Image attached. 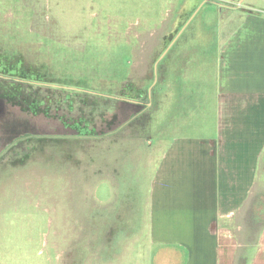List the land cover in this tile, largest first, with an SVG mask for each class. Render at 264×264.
Returning <instances> with one entry per match:
<instances>
[{
	"label": "rangeland",
	"instance_id": "374dc122",
	"mask_svg": "<svg viewBox=\"0 0 264 264\" xmlns=\"http://www.w3.org/2000/svg\"><path fill=\"white\" fill-rule=\"evenodd\" d=\"M216 3L221 17L244 11L228 0H0V264H116L122 243L142 244V226L113 232L115 183L138 182L142 202L152 168L131 144L138 127L121 140L111 104L92 92L144 115L164 65L211 66L216 43L202 35L220 28ZM34 127L71 136L14 141Z\"/></svg>",
	"mask_w": 264,
	"mask_h": 264
},
{
	"label": "crops",
	"instance_id": "0c3cea01",
	"mask_svg": "<svg viewBox=\"0 0 264 264\" xmlns=\"http://www.w3.org/2000/svg\"><path fill=\"white\" fill-rule=\"evenodd\" d=\"M228 1L244 11L221 17L216 3L220 28L202 35L216 43L211 66L164 65L145 121L130 124L152 170L142 202L138 182L116 177L113 232L144 229L116 264H264V209L249 207L264 199V2Z\"/></svg>",
	"mask_w": 264,
	"mask_h": 264
},
{
	"label": "trees",
	"instance_id": "16d2710c",
	"mask_svg": "<svg viewBox=\"0 0 264 264\" xmlns=\"http://www.w3.org/2000/svg\"><path fill=\"white\" fill-rule=\"evenodd\" d=\"M83 89V88H82ZM75 90V89H74ZM83 91H90V90H84ZM92 94L97 95L99 99H103L104 101H106L107 103H110V108L108 109V112L110 113V115L112 114V121H115V124L112 125H116V127L114 128V131H116L117 129L125 126L128 123H139L141 121H145V119H143L144 117H146V113L144 115H140L141 112L138 111H130L128 113H123V108L124 106H138V105H132L131 103H127L124 102L121 98H118L116 96L113 95H105V94H100L99 92H95L93 91ZM150 94H148V96H146L147 98L149 97ZM92 96V95H91ZM114 109L116 111H114ZM7 110H6V105L4 104V100L0 99V122L2 120H4L5 116H6ZM26 127L24 126V129ZM34 131H31L32 128H28L27 130H24L22 132L19 133L18 137H15L14 141L20 140V139H28L31 137H35V136H41V137H70L71 135H67L66 133H45V132H41L39 129H37L36 127H34ZM113 131V132H114ZM238 264H244V260L241 261Z\"/></svg>",
	"mask_w": 264,
	"mask_h": 264
},
{
	"label": "water",
	"instance_id": "95a60500",
	"mask_svg": "<svg viewBox=\"0 0 264 264\" xmlns=\"http://www.w3.org/2000/svg\"><path fill=\"white\" fill-rule=\"evenodd\" d=\"M150 91V90H149ZM150 94V93H149ZM150 96V95H149Z\"/></svg>",
	"mask_w": 264,
	"mask_h": 264
}]
</instances>
